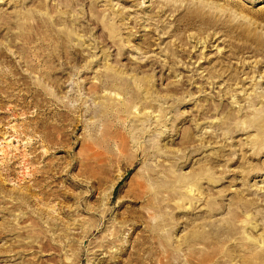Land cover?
<instances>
[{
	"label": "rangeland",
	"instance_id": "rangeland-1",
	"mask_svg": "<svg viewBox=\"0 0 264 264\" xmlns=\"http://www.w3.org/2000/svg\"><path fill=\"white\" fill-rule=\"evenodd\" d=\"M0 264H264V0H0Z\"/></svg>",
	"mask_w": 264,
	"mask_h": 264
}]
</instances>
